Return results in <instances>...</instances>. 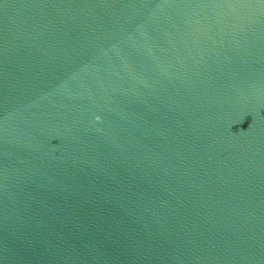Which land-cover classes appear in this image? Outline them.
<instances>
[{"label": "water", "instance_id": "95a60500", "mask_svg": "<svg viewBox=\"0 0 264 264\" xmlns=\"http://www.w3.org/2000/svg\"><path fill=\"white\" fill-rule=\"evenodd\" d=\"M0 264H264V0H0Z\"/></svg>", "mask_w": 264, "mask_h": 264}]
</instances>
